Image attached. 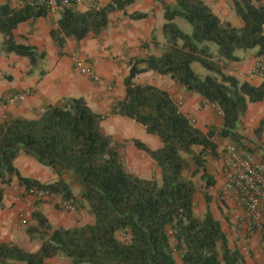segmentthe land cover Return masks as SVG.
I'll return each mask as SVG.
<instances>
[{"label": "trees", "instance_id": "trees-1", "mask_svg": "<svg viewBox=\"0 0 264 264\" xmlns=\"http://www.w3.org/2000/svg\"><path fill=\"white\" fill-rule=\"evenodd\" d=\"M159 1L165 21L162 43L152 38L158 54L129 59L124 95L112 112L131 118L146 133L157 136L160 146L151 148L137 138L117 141L101 126L109 113L94 111L82 97L45 105L33 118L4 117L0 121V202L4 187L16 179L26 191L31 186L44 188L72 204L75 211L85 209L91 221L53 227L39 209H34L33 223L26 226V233L40 237L39 247L26 251L0 242V264H47V258L57 255L70 264H245L240 249L230 246L208 198L204 214L194 213L195 185L189 175L200 173L206 187L214 184L206 164L207 156L218 155L213 136L237 144L240 118L250 104L264 100L263 82L253 85L224 72L226 61L241 59L235 54L237 50L256 48V55H264V0H231L235 14L243 21L241 27L221 20L203 0ZM133 2L111 0L83 11L74 6L64 8L50 29L59 56L64 55L69 39L78 42L89 33L98 34L107 27L111 12ZM47 15L45 8L15 6L12 0L0 3L1 51L26 57L27 75L44 73L46 54L33 44L17 42L13 30L22 22ZM147 15L133 12L128 17ZM176 17L191 25L189 33L176 25ZM209 42L217 45L216 54ZM194 62L208 72L197 73ZM147 71L168 75L185 92L195 93L203 103L217 108L221 117L218 128L203 131L167 90L133 80ZM263 127L264 119L255 131ZM129 142L155 163L158 178L126 170L122 151ZM20 152L51 169L57 179L42 183L21 175L14 164ZM73 187H77L76 193ZM42 202L35 198V205ZM259 234L264 256V228Z\"/></svg>", "mask_w": 264, "mask_h": 264}, {"label": "crops", "instance_id": "crops-1", "mask_svg": "<svg viewBox=\"0 0 264 264\" xmlns=\"http://www.w3.org/2000/svg\"><path fill=\"white\" fill-rule=\"evenodd\" d=\"M15 1L17 0H12L13 5L16 4ZM110 1L82 0L74 5V8L83 11L88 9L90 4L104 6ZM165 1L171 2V0ZM203 1L221 20L229 22L234 27L243 25L242 19L233 10L231 0ZM2 2L3 0H0V3ZM133 12H146L148 15L140 19L129 18L128 14ZM163 13V6L159 0H134L125 9L111 12L107 27L98 34L89 33L78 42L69 39L63 49L64 55L62 56H59V49L50 36V29L56 25L57 21L55 14L50 13L45 17H38L18 24L13 30L16 41L33 44L46 54L43 74L35 71L31 75H27L25 71L29 69V61L26 57L1 51L2 35L0 34V121L6 116L33 118L45 105L60 104L63 98L66 97H82L94 111L109 113L101 126H105V121L118 119L122 123L120 129L126 130H122L125 135L128 134L123 140L139 139L133 136L139 134L137 131H130V128L137 125L133 124L128 117L113 113L112 107L124 95V78L129 71V59L158 51L152 38L155 37L157 41H162L160 34L165 21ZM153 54H158V52ZM75 55L82 58L85 64L96 72L99 81H93L75 70ZM236 55L241 59L239 61H226L224 72L234 75L240 81H247L253 85L262 83L258 77L250 74L254 58L257 56L256 48L251 49L249 53ZM198 71L204 74L207 73L203 70ZM142 75H154L158 81H147V83L167 90L173 99L179 103L180 109L187 116L195 120L198 119L196 126L203 129L199 123H206L210 118L211 110L215 108L212 104L203 103L195 93L185 92L168 75H159L147 71L137 75L133 80L138 81V77ZM165 80H167L166 85L163 83ZM107 82L110 83L108 86ZM24 91L26 96L23 101L14 105L5 104L4 98L6 96L13 92ZM215 109L217 110V108ZM146 138H149L146 139L149 141L145 140L143 142L151 148H157L161 144L159 138L155 135L147 134ZM14 164L21 175L42 183L53 182L57 179V175L51 169L40 165L23 152L18 154ZM157 169L159 168L157 167ZM143 172H136V175L145 177L147 172ZM23 190L16 179H13L10 186L4 187L0 202V242H10L26 251H35L39 247L41 239L37 235H28L24 225L25 222L32 221L31 212L34 209H39L53 227H69L77 222L84 223L85 218L82 216V209L68 212L49 202H42L40 205L28 207L22 199ZM73 191L76 193L78 191L77 187H73ZM225 205L226 208L222 211L230 216L232 224L229 226L231 232L228 233L225 225L221 224L225 229L229 244L232 241V246H234V239L239 238L234 231L235 227L237 225L245 226V222L249 220L229 202H226ZM23 207L27 210L24 213L25 222L21 223L19 215L23 214ZM259 235L255 232L250 239H247L251 251L255 253L250 254L254 258L251 263L244 256L247 261L245 264L264 262L259 244ZM231 238L232 240H230ZM30 242L35 243L33 248H27ZM46 261L47 264H70V261L61 255L47 258Z\"/></svg>", "mask_w": 264, "mask_h": 264}, {"label": "rangeland", "instance_id": "rangeland-1", "mask_svg": "<svg viewBox=\"0 0 264 264\" xmlns=\"http://www.w3.org/2000/svg\"><path fill=\"white\" fill-rule=\"evenodd\" d=\"M174 22L184 32L189 33L191 31V25L185 19L181 17H176L174 19ZM156 35L160 37L158 34ZM162 41H159V42H162ZM208 45L210 46L211 52L213 54H216L217 45L212 42H209ZM249 51H251V49H247V50L241 49V50H237L235 54L242 55V54H245L246 52L249 53ZM157 52L158 51H154L153 53H157ZM192 66L194 70L200 75H205V74L200 73L198 70H203L205 73L208 72L203 67H201L198 62H194ZM224 68H225V65H224ZM147 81H158V80L156 79L154 75H142L138 77V81H135V82L140 83V82H147ZM166 82L167 80H165L163 83L166 85L167 84ZM109 84L110 83L107 82V86ZM119 116H122V115H119ZM129 119L131 120V122H133V124L137 125V126H133V128H130V131L134 130V131H137V133H139L137 136L135 135L133 136L138 137L142 141L149 139V138H146V135L148 133L146 134L144 128L138 123H136L134 120H132L131 118ZM191 119L193 118L191 117ZM262 119H264V100L258 103L250 104L246 113L240 118L239 134L241 135V138L239 142H236L238 145H243L244 147H248L250 150H252L257 155H262V150L264 149V127L258 133L255 131L257 127L259 126ZM196 121H199V120L194 119L193 123L195 125H196ZM220 122H221L220 113L215 108H212L211 116L206 121V123H199V124H201L200 126L201 128H203L202 130L207 132L211 128H218V126L220 125ZM121 124H122L121 121H118V119H110L108 121H105V126H102V129L105 133H109L110 135L113 136L114 139L121 142L123 141V139H125V136L128 135V134L125 135L124 132H122L123 129H120ZM123 131H126V130H123ZM213 140L217 144L218 155L215 157L207 156L206 164H207L208 175L212 176L213 179L216 180V182L212 184L211 186L206 187L205 181L200 177V173H197L196 175H189V177L192 179L195 185V194L193 196V210L196 215L202 216L206 210V201L208 198V205H209L210 210H212L213 215L217 219H219L222 224L225 225V228H227V232L230 233L231 227L229 225H231L232 223L230 222V216L226 215L224 211H222V209L226 208V205H225L226 202L219 196L216 183L219 178L218 170H219L220 147L225 142H228V141L233 142V141H231V139H228V138H221L218 135H214ZM146 141H149V140H146ZM122 154H123V160H124V164H125L127 171L134 173V174L140 171L141 172L144 171L143 173L147 172L145 173L144 178H158L159 177V169H157L155 163L147 156V154H145L143 151L138 150L133 145V143L129 142L126 145V147L123 149ZM22 197H23L22 199L24 203H26L28 207L29 206L33 207L35 205L34 203L35 198L31 197L25 189L23 190ZM43 200L44 202H49L53 204L54 206H56V202L53 199H43ZM25 210L27 209L23 207L22 209L23 215H25L24 214ZM82 210H83L82 216L83 218H85L84 223L90 222L91 216L86 212L85 209H82ZM31 222L30 221H28L27 223L25 222L24 223L25 228L26 226L31 224ZM245 224H246L245 226L237 225L235 227L234 231L238 234L239 238L234 239V242H235L234 246L238 247L241 253L245 256V258H247L248 262L251 263L252 262L251 260L254 261V258H252L253 256H250V254L251 253L254 254L255 252L251 251V246H249V243H248L249 241L247 239H250L255 232L259 234L260 230L253 227V225L250 224L249 221H246ZM230 240H232V238ZM231 242H230V246H232ZM34 244H35L34 242H30L27 245V248H33ZM245 262H247L246 259H245Z\"/></svg>", "mask_w": 264, "mask_h": 264}, {"label": "built area", "instance_id": "built-area-1", "mask_svg": "<svg viewBox=\"0 0 264 264\" xmlns=\"http://www.w3.org/2000/svg\"><path fill=\"white\" fill-rule=\"evenodd\" d=\"M82 0H17L15 6L45 8L59 18L64 8L72 7ZM98 4H90L88 8H99ZM75 70L93 80L99 81L96 72L88 67L78 55L74 56ZM250 74L264 83V55L254 58ZM26 92H13L4 98L7 105H14L25 99ZM116 109V104L113 106ZM219 112V111H218ZM194 122V119H191ZM218 181L216 183L219 196L239 210L248 218L250 224L258 230L264 228V157L233 143L225 142L220 147ZM27 193L37 199H53L56 205L65 211L74 212L72 204L62 201L44 188L31 186ZM21 223L24 215H19Z\"/></svg>", "mask_w": 264, "mask_h": 264}]
</instances>
